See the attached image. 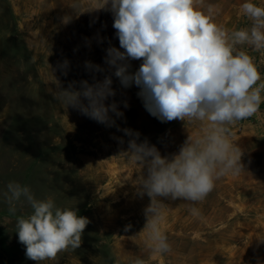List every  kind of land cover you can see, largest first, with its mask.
Returning a JSON list of instances; mask_svg holds the SVG:
<instances>
[{
	"label": "rangeland",
	"instance_id": "rangeland-1",
	"mask_svg": "<svg viewBox=\"0 0 264 264\" xmlns=\"http://www.w3.org/2000/svg\"><path fill=\"white\" fill-rule=\"evenodd\" d=\"M203 1L216 8L236 2ZM89 3L0 0V264H37L26 257L16 233L18 217L32 209L22 200L14 213L9 210L4 195L9 182L29 186L36 199L51 197L62 209L78 208L90 220L79 248L40 264H134L137 258L146 264H264V123L256 126L254 139L242 141L245 126L255 125L250 118L229 126L232 142L244 153L245 170L219 178L201 202L165 200L161 227L171 251L150 252L142 231L150 198L138 195L137 185L144 169L125 153L132 137L124 129L139 132L138 142L147 139L169 156L178 153L188 135L202 133L203 125L162 122L144 107L140 88H123L115 76L116 95L105 103L115 101L123 116L110 113L113 126L57 99L59 84L94 82L85 61L105 69L96 79L110 75L106 49L120 48L113 14L85 12ZM250 23L241 14L236 29ZM65 59L66 76L53 70ZM141 62L130 61V71ZM192 207L199 216L191 214Z\"/></svg>",
	"mask_w": 264,
	"mask_h": 264
},
{
	"label": "clouds",
	"instance_id": "clouds-1",
	"mask_svg": "<svg viewBox=\"0 0 264 264\" xmlns=\"http://www.w3.org/2000/svg\"><path fill=\"white\" fill-rule=\"evenodd\" d=\"M88 8L85 12L113 14L120 48L106 49L110 75L96 79L95 74L105 69L85 61L94 82L73 81L67 88L59 84L57 99L98 123L113 126L110 113L123 116L115 101L105 103L116 95L112 88L115 76L123 88H140L137 95L144 107L162 122L187 120L203 125L202 133L188 135L178 153L169 156H162L147 139L138 142L139 132L124 129L132 137L125 153L144 169L138 195L150 198L142 230L146 244L153 254L164 255L171 251L161 227L164 201L201 202L219 178L245 170L244 153L232 142L229 126L254 116L264 103V79L246 50L264 51V5L245 0L240 8L250 26L231 31L214 22L216 7H205L203 0H90ZM132 60L142 61L135 72L130 71ZM57 69L66 76L69 61L58 63L53 70ZM4 195L11 212L22 200L32 209L16 223L28 259L40 264L81 246L90 220L79 215L78 208L57 207L51 197L36 199L29 186L18 182H9ZM190 211L194 216L200 214L196 207ZM134 264L146 261L137 258Z\"/></svg>",
	"mask_w": 264,
	"mask_h": 264
},
{
	"label": "crops",
	"instance_id": "crops-1",
	"mask_svg": "<svg viewBox=\"0 0 264 264\" xmlns=\"http://www.w3.org/2000/svg\"><path fill=\"white\" fill-rule=\"evenodd\" d=\"M236 2H233V4H229L222 8H216V14L214 16V22L218 25L223 26L227 30H234L237 28V22L241 19V8H240V2L241 0H235ZM254 2L259 3L260 5H264V0H253ZM205 3V1H203ZM205 7L207 5H204ZM218 15V16H217ZM250 26H244L248 27ZM242 27V28H244ZM248 51V54L254 58V62L256 63L259 71L262 74V79H264V51L256 52L251 49H246ZM250 122H254L255 125L251 126H245L246 128V134L245 137H243L242 141H248L249 139H254V134H256V127L257 125H262L264 123V103H261L259 111L252 117H250Z\"/></svg>",
	"mask_w": 264,
	"mask_h": 264
}]
</instances>
